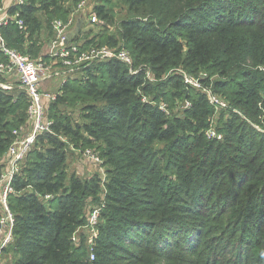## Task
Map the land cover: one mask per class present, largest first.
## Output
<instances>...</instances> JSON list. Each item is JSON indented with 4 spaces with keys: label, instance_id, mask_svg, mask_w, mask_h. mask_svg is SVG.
<instances>
[{
    "label": "trees",
    "instance_id": "1",
    "mask_svg": "<svg viewBox=\"0 0 264 264\" xmlns=\"http://www.w3.org/2000/svg\"><path fill=\"white\" fill-rule=\"evenodd\" d=\"M62 1L11 8L25 29L1 27L6 46L18 51L26 34L35 43L44 25L53 37L52 22L71 13ZM120 2L128 14L114 27L120 42L102 26L86 33L79 53L120 47L139 72L115 60L92 64L45 105L51 132L37 138L7 198L15 219L8 264H264V133L251 127L264 122V74L256 69L264 67V0ZM112 10L103 0L92 13L107 25ZM176 70L205 74L204 88L229 105L215 128L222 140L206 137L215 111ZM27 106L23 95L0 90V176ZM60 108L79 109L82 125L60 122ZM62 132L71 145L57 139ZM67 145L98 158L106 181L69 177ZM103 191L90 262L84 233L72 237L94 211L87 200L100 206ZM230 249L232 259L223 256Z\"/></svg>",
    "mask_w": 264,
    "mask_h": 264
},
{
    "label": "built area",
    "instance_id": "2",
    "mask_svg": "<svg viewBox=\"0 0 264 264\" xmlns=\"http://www.w3.org/2000/svg\"><path fill=\"white\" fill-rule=\"evenodd\" d=\"M7 0H0V29L6 26L10 21L23 31L25 29L24 22L17 18V14L11 16L8 14L4 4ZM25 3V0H16L15 7ZM84 2L78 4V9H82ZM93 20L95 15L92 14ZM73 21L68 18L66 21L55 20L52 22L51 27L53 30V38L50 44L49 55L51 58L56 59L59 67L62 70H66L69 78H80L82 76L81 70L89 68L92 64L106 62L109 60H115L124 65L129 73L132 75L137 74L139 71L133 69V61L129 55V52L123 48L110 49L108 47L92 48L90 50L79 53L78 44L71 43L67 40V32L72 26ZM0 54L3 61H0V77L10 78L17 77L18 83L21 89L26 95L28 106L26 110V123L19 130L14 131V139L8 148L4 167L2 169V175L0 176V264H2L4 251L12 244L13 230L15 219L10 212L7 204V198L9 194L13 193V181L18 174L19 169L24 162L27 153L37 141V138L43 134L50 133L51 123L45 118V105L49 102H54L57 94H51L44 92L41 87L42 84L58 75V72L54 71L52 66H49L42 59L34 60L26 54L19 53L18 51L6 46V43L0 32ZM262 67V66H260ZM258 67V71L264 74V69ZM260 68V70H259ZM264 68V67H263ZM61 72V70L59 71ZM178 75L183 77L184 83L191 87L193 90L201 92L207 98L208 104L214 109L215 112L229 110V105L218 95L213 93L211 89L204 88L200 79L206 78L205 74H201L199 78L187 76L181 70H176ZM79 74V75H78ZM68 78V79H69ZM147 78L151 80L150 73L147 74ZM67 80H63V83ZM3 89H8L7 86H2ZM62 87V85H61ZM60 87V88H61ZM60 90V89H59ZM59 93V91H58ZM145 101L146 98L143 97ZM190 104L185 103L184 108H189ZM159 110L168 113L165 104L159 105ZM234 114L244 118L238 110H232ZM212 122V120H211ZM257 129V128H255ZM261 132L260 130H258ZM264 133V132H262ZM206 137L213 138L215 140H222V135L219 134L212 126L207 130ZM86 154H90L86 151ZM90 159L98 161L94 156H90ZM49 196L46 197V200ZM100 210H94L88 217V223L85 228H95L96 218L99 217ZM77 230L73 234L72 240L76 241L78 238ZM96 236V234H94ZM97 237V236H96ZM96 237H90L86 246L89 250L88 260L93 262L95 256L93 253L94 239Z\"/></svg>",
    "mask_w": 264,
    "mask_h": 264
},
{
    "label": "rangeland",
    "instance_id": "3",
    "mask_svg": "<svg viewBox=\"0 0 264 264\" xmlns=\"http://www.w3.org/2000/svg\"><path fill=\"white\" fill-rule=\"evenodd\" d=\"M62 2H63L62 5L65 8L70 9V11H71V15L73 16V18H71L72 21H73V25H74V23H76V19L78 18V15H79L82 19L85 18V20L87 22L86 23L87 25L84 27L85 30H91L92 33L94 34V33H98L100 30H102V26H103V27H105L108 30V33L111 34L112 36H115L117 38V40H118V33L114 29L115 24H116V22L120 21L121 19H125V18L128 17L126 6L123 5L120 2V0H111L112 8H113L112 14H113V19H114L113 24L105 25L106 24L105 22H102V21L98 20L96 18V16H95V21H94L95 23L93 24V26H91L88 21L90 20L91 15L93 14L92 13L93 12V8L97 4H102L103 0H82L81 2H84V6L80 10L77 7L78 3L74 4V2L72 0H63ZM42 28H41L42 30H40L38 35L36 34L33 37V39H35V43H38V42H36L37 41V37H39V34L42 33L44 36L41 35L39 40L41 41L42 38L44 39L45 48H44V46H42L41 52H40V49H37V54L34 55V58H33L34 60L40 59V58H38L40 56L42 57V54L44 53L43 51H45V49L47 48L46 44L52 40L51 39V33L47 31L46 26L44 25ZM81 40H82V38H81ZM117 46H120V43H118ZM18 48L19 47L15 48V49H17L18 51H20L22 53L25 52L23 48H19V49ZM118 48H120V47H117V49ZM110 49H115L116 50V48H110ZM38 53H39V55H38ZM42 59H44V58H42ZM260 68L264 69L263 67H260ZM260 68H259V70H260ZM256 69L258 70V67ZM81 72H82V70H81ZM3 79H5V78L0 77V90L6 91L5 89H3L2 86H8L9 87L10 85L7 82H10V81L9 80L8 81H4ZM8 79H11V82H10L11 83V87L12 86L13 87L17 86L18 87V88L14 87L15 89L13 91V94L15 96L23 95L25 97V99L27 100L26 95L24 94L23 90L20 87V84L18 82H13V81H15V78L14 77H10ZM174 112H176V111H174ZM55 113H56V116H57L58 120L60 122H62L63 124H70L71 126H78V125L81 126L82 125L81 111L79 109L67 110V109H61L60 108V109L56 110ZM169 113L171 115V112H169V111H168L167 115L170 117ZM225 115L226 114L219 113V112H215L212 115V127L214 129L219 126V123H218L219 121H222L223 119H226ZM47 116H48V111H47ZM261 124L262 125L252 124L251 127L257 128V129H255L257 132H259L258 130H260L261 132H264V122H262ZM57 139L59 141L60 140L61 141L65 140L66 142H69L70 145H71L70 136H67L63 132L60 133L57 136ZM43 144L47 145L46 140L43 141ZM70 145H67V147L70 146ZM34 148H41V144L38 143ZM92 150H94V149H92ZM84 153L85 154L83 155L81 153V151L76 150V149H74L72 147L71 148L68 147L67 157H66V165H65V169H66V172H67L68 176L69 177H72V176L76 177V178H78V179H80L82 181L98 179V178L101 179L102 181H106L107 176L104 174V171L100 168L101 164H102V163L100 164V160L97 158L98 161H93V163H92V162L89 161V159H90L89 157L91 156V153L90 154H86L85 151H84ZM104 192L105 191H103L102 196L99 197V200L101 201V202H99L100 206H97L96 204H94L92 202V199H89V200H87L86 207L89 208V209L90 208H94V210L99 209L100 212H101L103 210V206H104V203H103V201H104V196H103ZM88 202H89V204H88ZM98 219L99 218L97 217L96 218V223L99 222ZM80 231H82L84 233V236L86 237V243H88V240L90 239V237H96L98 235V231L96 230V228H93V229L85 228L84 230L80 229ZM94 234H96V236H94ZM211 245L213 246V242H211ZM132 248L133 247H129V250H133ZM217 254H219V253H217ZM223 256H226V257L232 259L233 257H231V256H235V255H232V249H230ZM161 264H163V263L161 262Z\"/></svg>",
    "mask_w": 264,
    "mask_h": 264
},
{
    "label": "crops",
    "instance_id": "4",
    "mask_svg": "<svg viewBox=\"0 0 264 264\" xmlns=\"http://www.w3.org/2000/svg\"><path fill=\"white\" fill-rule=\"evenodd\" d=\"M15 1L16 0H7V2H5L4 6L7 9L8 13H9L11 8L15 7ZM69 17L73 18L71 13H70ZM92 18H93V16L91 15V18L88 21L91 26H93V24L95 23L94 22L95 20H93ZM86 23L87 22H86L85 18L82 19L78 15V18L76 19V23H74V25L72 24V26L70 27V29L67 32V40L71 43H75L78 45L82 44L84 42V40L86 39V36H87L86 33L91 32V30H85L84 29V27L87 25ZM41 35H43V34L40 33L39 37H37L36 42H38V43H33L32 41H30V39L28 38V35L26 34L25 40L19 46V48H23L25 51L24 53L26 55H28L31 58H34V55L37 54V49H40V52H41L42 46H44V48H45L44 39L42 38L41 41L39 40ZM52 38L53 37H51V39ZM81 38H82V40H81ZM50 44H51V41L46 44L47 48L45 49V51H43L44 53L42 54V57L40 56L38 58H40V59L44 58L42 60L45 61L49 66L54 67L53 70L58 72V75H55L51 79L45 81L42 84L41 89L44 92L56 94L59 91L61 85L63 84V80H67L69 78V75L67 73H64V72H67L66 70H64V69L62 70V67H59L60 65L58 64L56 59H53L50 57V55H49ZM38 55H39V53H38ZM60 70H61V72H59ZM81 73H83V71ZM82 76H84V73ZM14 78H15V81H13V82H18V78L17 77H14ZM3 80L4 81L9 80L11 82V79H8V78L3 79ZM10 82H7V83H9L10 86L9 87L7 86L8 89L7 90L5 89L6 91H14V89H15L14 87L18 88L17 86L11 87ZM6 257L7 256H5V254H4L2 264H8V259Z\"/></svg>",
    "mask_w": 264,
    "mask_h": 264
}]
</instances>
